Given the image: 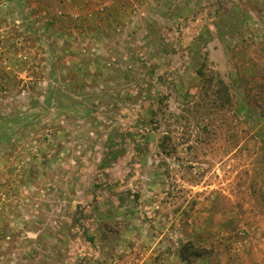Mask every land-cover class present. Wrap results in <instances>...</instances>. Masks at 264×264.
I'll return each instance as SVG.
<instances>
[{
	"label": "rangeland",
	"instance_id": "obj_1",
	"mask_svg": "<svg viewBox=\"0 0 264 264\" xmlns=\"http://www.w3.org/2000/svg\"><path fill=\"white\" fill-rule=\"evenodd\" d=\"M75 1L0 0V264H264V0Z\"/></svg>",
	"mask_w": 264,
	"mask_h": 264
},
{
	"label": "trees",
	"instance_id": "obj_2",
	"mask_svg": "<svg viewBox=\"0 0 264 264\" xmlns=\"http://www.w3.org/2000/svg\"><path fill=\"white\" fill-rule=\"evenodd\" d=\"M79 2V3H78ZM75 1V4H83L82 6H80V10L82 11L81 13H71L70 11L68 13H57L56 11L53 12H41L40 9L35 8V10L33 11V15L36 17V19L42 20L43 25L45 26L46 29H48V27L57 24L60 19H69V21L72 24H75L78 28H79V24H81V27L83 26V21L88 18V19H95V17L100 14V15H104V13L106 12V9L108 8V5H102L100 3V5L97 2V0H81V1ZM121 2H123V0H110V5L112 6V8L114 6H119L120 4H122ZM71 8H73V6H71ZM211 7L210 9H208L209 11V15H212L213 12H217V9ZM73 10V9H71ZM121 12V9L118 7V13ZM197 14V13H196ZM188 18V17H187ZM150 25V24H149ZM75 26V27H76ZM198 75L201 79V81H203V84L208 87L207 88V93H206V97L209 99L211 96V108H214L217 111H226L229 109V107L233 106V99L230 93V90L228 88V86L225 84V82L221 79H214L213 77H206L205 73L199 69L198 71ZM52 93H50V96ZM157 99L160 101L159 103H162V99L163 97H161L160 95H155L152 97V99H150V101L152 102V104H156L157 103ZM51 100V97L48 99V101ZM255 102H251V106H256V107H260L262 108V105H259L261 103L260 99H254ZM264 100L261 97V101ZM209 102V100H208ZM153 105V106H154ZM255 108V107H253ZM264 111V108H263ZM151 113L153 115H156V112L152 109ZM264 113V112H263ZM142 129L139 130V133L143 136L144 133H141ZM145 135V134H144ZM170 140V138L166 135L163 137V140L161 142V147H163V150H165L166 146L165 143L166 141ZM264 200V196L262 197ZM91 239V238H90ZM204 250L202 249H198L197 247L193 246V244L191 242H186L184 244H180L178 247V256L181 259L182 262L190 264L191 260L193 258H200L202 257Z\"/></svg>",
	"mask_w": 264,
	"mask_h": 264
}]
</instances>
